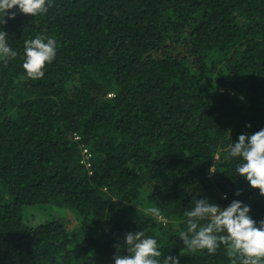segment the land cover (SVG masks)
<instances>
[{
	"label": "trees",
	"instance_id": "trees-1",
	"mask_svg": "<svg viewBox=\"0 0 264 264\" xmlns=\"http://www.w3.org/2000/svg\"><path fill=\"white\" fill-rule=\"evenodd\" d=\"M2 27L18 55L0 59V264H112L135 231L181 264H238L179 233L204 197L264 220L227 151L264 129V0H51ZM37 35L57 50L34 80Z\"/></svg>",
	"mask_w": 264,
	"mask_h": 264
},
{
	"label": "clouds",
	"instance_id": "clouds-1",
	"mask_svg": "<svg viewBox=\"0 0 264 264\" xmlns=\"http://www.w3.org/2000/svg\"><path fill=\"white\" fill-rule=\"evenodd\" d=\"M51 0H0V59H15L17 52L8 43L7 32L2 27L7 20L14 19L17 12L33 17L46 14ZM11 10V11H9ZM57 42L52 37L37 35L24 41L22 67L31 79L45 75L46 65L56 59ZM227 151L240 162L236 173L248 181L250 187L258 189L264 196V129L253 134H240L237 142L228 145ZM214 174L213 166L209 169ZM238 190L236 195H241ZM227 199V194H223ZM148 213L159 216L157 208ZM186 230L179 233L180 240L188 252L206 250L214 254L221 245L229 257L238 264H264V220L257 222L251 215L250 205L234 199L226 207L204 197L195 199L194 206L184 212ZM117 254L112 264H181L177 255H164L156 238L146 236L143 231L127 232L123 238V249L117 245Z\"/></svg>",
	"mask_w": 264,
	"mask_h": 264
},
{
	"label": "built area",
	"instance_id": "built-area-1",
	"mask_svg": "<svg viewBox=\"0 0 264 264\" xmlns=\"http://www.w3.org/2000/svg\"><path fill=\"white\" fill-rule=\"evenodd\" d=\"M78 139V138H77ZM89 158V157H88ZM84 164H86V161H83ZM88 168L90 167V164L86 165Z\"/></svg>",
	"mask_w": 264,
	"mask_h": 264
}]
</instances>
